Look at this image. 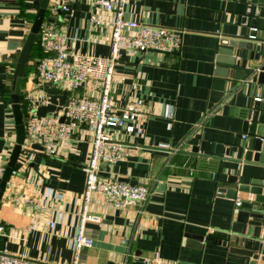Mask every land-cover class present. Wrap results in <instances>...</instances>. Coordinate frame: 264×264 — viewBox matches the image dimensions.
I'll list each match as a JSON object with an SVG mask.
<instances>
[{
	"label": "crops",
	"instance_id": "0c3cea01",
	"mask_svg": "<svg viewBox=\"0 0 264 264\" xmlns=\"http://www.w3.org/2000/svg\"><path fill=\"white\" fill-rule=\"evenodd\" d=\"M39 1L0 0V155L9 154L15 144L12 75ZM252 6L251 0H125V19L181 31L175 51L123 48L114 63L113 102L122 107L142 98L147 116L143 134L120 133L127 155L101 164V174L145 183L148 197L140 205L120 209L94 197L90 211L100 219L82 222L91 245L73 249L90 138L82 129L69 140L55 141V154H19L0 200V249L21 256L22 264H68L74 259L79 264H142L154 252L165 264H243L244 256L220 240L233 234L261 236L264 231L237 218V199L248 193L238 191L234 199L219 188L232 186L227 176L238 173L240 165L241 181L247 180L252 165L237 159L241 121L248 101L261 92L260 85L244 88L243 81L226 75L217 55L223 33L242 32ZM91 13L100 15L99 24L89 21ZM45 15L66 35L70 49L108 55L112 11L93 0H70L66 12ZM33 63L25 68L20 87L24 117L29 90L46 86L35 81ZM62 105L48 102L30 109L61 117ZM44 187L54 192L45 211L31 212L13 200L17 192ZM50 217L53 228L46 223ZM32 219L35 229L29 226ZM257 264L264 261L257 259Z\"/></svg>",
	"mask_w": 264,
	"mask_h": 264
},
{
	"label": "built area",
	"instance_id": "2783aa9c",
	"mask_svg": "<svg viewBox=\"0 0 264 264\" xmlns=\"http://www.w3.org/2000/svg\"><path fill=\"white\" fill-rule=\"evenodd\" d=\"M69 1L49 0L46 12L54 14L58 11L66 12L69 9ZM93 1L113 12L108 37L110 47L108 55L81 54L70 49L66 35L45 15L37 33L38 44L44 54L36 61L33 77L36 82L45 85L67 88L68 98L62 105L65 117L60 120L59 114L55 112L37 115L30 109V107L49 102V93L42 88L29 90L26 96L29 111L23 117L25 124L23 146L28 147L36 142L41 144L42 150L49 154L57 152L55 141L69 140L82 129L90 132L88 156L82 163L85 177L84 191L81 196L80 225L71 240L75 251L91 245L92 239L83 232L82 222L87 219H100L98 215L90 211L94 197L107 207L120 209L128 205L142 204L149 194L145 183H131L101 174V164L115 163L127 155L120 133L143 134L147 116L141 109L142 98H137L122 107L117 106L112 100L114 63L120 50L123 48L141 52L157 50L169 53L177 50L181 45V31L178 28L125 19L122 16V4L125 0ZM89 21L96 25L101 22V17L91 13ZM3 58L0 52V61ZM8 156L9 154L0 155V179ZM14 172L15 168L12 174ZM9 181L10 179L6 186ZM53 198L54 192L49 187H44L40 191L38 189V192L29 194L17 192L13 195L14 202L23 205L31 212L49 209V203ZM46 223L53 228V218H48ZM29 226L32 229L36 228L33 219ZM2 230L4 225L0 223V231ZM0 264H22V257L2 248ZM40 264L58 263L41 262ZM68 264L79 263L74 259ZM142 264H165V261L157 252H154L146 256Z\"/></svg>",
	"mask_w": 264,
	"mask_h": 264
},
{
	"label": "water",
	"instance_id": "95a60500",
	"mask_svg": "<svg viewBox=\"0 0 264 264\" xmlns=\"http://www.w3.org/2000/svg\"><path fill=\"white\" fill-rule=\"evenodd\" d=\"M49 0H40L38 9L32 20L29 32L17 56L12 75L11 108L15 123V144L13 145L0 179V200L10 179L15 163L21 152L44 153L42 145L36 142L23 146L25 124L20 105V87L24 69L29 59L32 46L36 40L40 24L45 16ZM254 7L248 11V18L242 32L223 33L219 41L217 62L219 67L226 69V75L241 81L244 88H258L261 96L253 97L246 104L242 115L240 135L245 134L238 146L239 162L251 164L246 173V181H241L242 166L238 173L227 176L232 183L229 187H220L228 197L236 198L237 192H245L250 196L237 199V218L243 222L255 224L264 231V0H251ZM256 18L259 22L253 21ZM246 83V84H245ZM48 93L61 92V89L46 85ZM64 114L60 120H63ZM120 161V160H119ZM118 162V161H117ZM120 180L128 178L119 177ZM131 183H137L132 180ZM254 217L255 219H249ZM202 238V235H198ZM229 244V250L244 256L243 264H257V259L264 261V232L261 236L233 234L229 239L220 240Z\"/></svg>",
	"mask_w": 264,
	"mask_h": 264
},
{
	"label": "trees",
	"instance_id": "16d2710c",
	"mask_svg": "<svg viewBox=\"0 0 264 264\" xmlns=\"http://www.w3.org/2000/svg\"><path fill=\"white\" fill-rule=\"evenodd\" d=\"M44 54L42 48L39 46L38 44V36L36 37V40L32 46V49H31V52H30V56H29V59L26 63V66L25 68H27L29 65H30V60H34V68H35V64H36V61L39 57H41L42 55ZM25 71V69H24ZM23 79V78H22ZM20 105H21V110H22V113H23V117H24V110H25V106H24V100L20 94Z\"/></svg>",
	"mask_w": 264,
	"mask_h": 264
},
{
	"label": "rangeland",
	"instance_id": "374dc122",
	"mask_svg": "<svg viewBox=\"0 0 264 264\" xmlns=\"http://www.w3.org/2000/svg\"><path fill=\"white\" fill-rule=\"evenodd\" d=\"M68 98V90L67 88H63V91L58 94L49 93L48 100L53 104L62 105Z\"/></svg>",
	"mask_w": 264,
	"mask_h": 264
}]
</instances>
